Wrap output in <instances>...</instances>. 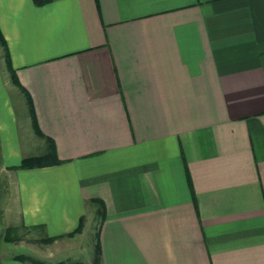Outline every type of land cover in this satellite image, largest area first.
Here are the masks:
<instances>
[{"label": "crops", "instance_id": "1", "mask_svg": "<svg viewBox=\"0 0 264 264\" xmlns=\"http://www.w3.org/2000/svg\"><path fill=\"white\" fill-rule=\"evenodd\" d=\"M0 32V264H264V0H0Z\"/></svg>", "mask_w": 264, "mask_h": 264}, {"label": "trees", "instance_id": "2", "mask_svg": "<svg viewBox=\"0 0 264 264\" xmlns=\"http://www.w3.org/2000/svg\"><path fill=\"white\" fill-rule=\"evenodd\" d=\"M36 5H40V4H44L45 2H47L48 0H33ZM5 40L0 32V45L3 47V51H4V55H5V59H6V63H7V67H8V71H10L11 73V78L13 80V83H15L22 91L23 89L21 88L20 84L18 83V80L16 78V74H15V71L12 70V67H11V64H10V60L8 58L9 54H8V50H7V47L5 45ZM29 108H30V114H31V119H32V124H33V127L35 129V132L36 134H39L40 133V130L37 126V123H36V118H35V114L33 112V109H32V104L29 102ZM40 135V134H39ZM54 144L49 140L48 142V145L46 146L47 147V150H46V153L43 154V155H38L37 157L36 156H31V157H27V158H24V160L21 161V163L18 165V166H15L13 168H16V169H32V168H38V167H45V166H51V165H57V164H60L62 163L59 159L56 158V149H55V146H53ZM93 203H95L97 205V218H99L100 220L101 219H104V205L101 201L99 200H93ZM1 211V209H0ZM83 221L82 219L78 222L79 225L78 227L76 228V230L74 232H72L70 235H74L76 233H79L81 231V228L83 226V223L81 222ZM7 233H9L10 231H12L10 228H7L5 229ZM69 235V236H70ZM3 239L6 241V242H14V241H17V239L13 238L12 236H5L3 237ZM54 238H47V242H51L53 241ZM97 244L93 247L94 248V256H93V259H92V264H99V257H100V254H99V248H97ZM34 264H82L80 262H66V261H59V262H56V263H44V262H40L38 260H33Z\"/></svg>", "mask_w": 264, "mask_h": 264}, {"label": "rangeland", "instance_id": "3", "mask_svg": "<svg viewBox=\"0 0 264 264\" xmlns=\"http://www.w3.org/2000/svg\"><path fill=\"white\" fill-rule=\"evenodd\" d=\"M6 179H5V176H3L2 174H0V182L1 183H4V181H5ZM6 193H7V190L4 188V187H1L0 188V207H2V210H3V207H4V202H5V199H6ZM4 203V204H3ZM2 210L0 211V223L1 222H3L2 220H3V217H4V215H3V213H2ZM12 217H13V215H12ZM94 220H92L91 222H92V225H91V227L92 226H94V222H93ZM5 228V227H4ZM30 232H27V231H23V235H21V236H27L26 238V240L28 241V242H31V243H33V238L34 237H32L33 235L32 234H29ZM7 235H9V236H15L16 234H15V231L13 232V231H10L9 233H7L6 232V230H4V234H3V237H5V236H7ZM87 235V234H86ZM3 237L1 238V239H3ZM95 237V236H94ZM0 239V240H1ZM95 239V238H94ZM37 240H35V242L34 243H37V244H39L38 242H36ZM1 243H3V242H1ZM82 248H84V250H88V251H90L91 249H92V247H93V244L91 245V237H90V239H89V241L87 240L86 242L84 241V240H82ZM11 252H15V253H18V254H20V253H24V251L25 250H20V249H18V248H15L14 249V247H13V249L12 250H10ZM26 252V251H25Z\"/></svg>", "mask_w": 264, "mask_h": 264}]
</instances>
